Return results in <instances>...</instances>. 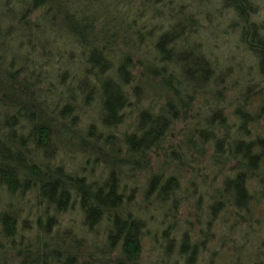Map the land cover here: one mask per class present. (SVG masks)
<instances>
[{
	"label": "trees",
	"instance_id": "obj_1",
	"mask_svg": "<svg viewBox=\"0 0 264 264\" xmlns=\"http://www.w3.org/2000/svg\"><path fill=\"white\" fill-rule=\"evenodd\" d=\"M148 239L264 264V0H0V264Z\"/></svg>",
	"mask_w": 264,
	"mask_h": 264
},
{
	"label": "rangeland",
	"instance_id": "obj_2",
	"mask_svg": "<svg viewBox=\"0 0 264 264\" xmlns=\"http://www.w3.org/2000/svg\"><path fill=\"white\" fill-rule=\"evenodd\" d=\"M162 225H163V223H162ZM169 227H163V230L165 231V230H169L168 229ZM199 228H200V226H199ZM202 228V227H201ZM200 228V229H201ZM257 229H258V227H257ZM170 231V230H169ZM171 233V232H170ZM206 234V233H205ZM206 242V241H205ZM207 243V242H206ZM145 244V247L143 246L142 247V254H141V257L139 258V260H138V262L136 263V264H143L144 262V264H146V261H148L149 262V260H150V258L152 257V255H154L155 256V253L153 252V244H151V241H149V239L148 240H146V242L144 243ZM149 247V248H148ZM162 258V257H161ZM162 261H163V259H161ZM127 264H130V263H127Z\"/></svg>",
	"mask_w": 264,
	"mask_h": 264
}]
</instances>
